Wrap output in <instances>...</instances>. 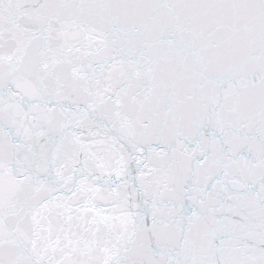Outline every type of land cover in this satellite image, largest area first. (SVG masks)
<instances>
[{"label":"snow or ice","instance_id":"1","mask_svg":"<svg viewBox=\"0 0 264 264\" xmlns=\"http://www.w3.org/2000/svg\"><path fill=\"white\" fill-rule=\"evenodd\" d=\"M0 264H264V0H0Z\"/></svg>","mask_w":264,"mask_h":264}]
</instances>
